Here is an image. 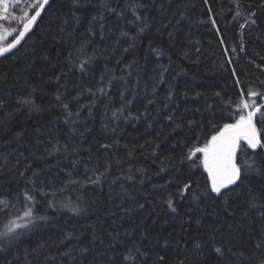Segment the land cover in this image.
<instances>
[{
  "label": "trees",
  "instance_id": "obj_1",
  "mask_svg": "<svg viewBox=\"0 0 264 264\" xmlns=\"http://www.w3.org/2000/svg\"><path fill=\"white\" fill-rule=\"evenodd\" d=\"M145 2L149 7L146 12L142 10V15L155 17L154 25L151 31L143 35L137 47L128 52L122 50L127 47L123 38L119 44L116 43L119 29L125 27L123 21L105 14L103 23L107 36L105 39L98 35L92 38L89 51L94 46L100 54L87 73L82 74L79 69L68 70V52L83 38L91 15L102 10V0H82L85 10L77 11L81 20L71 38L65 34L72 31L71 24L65 27V33L58 32V18H71V2L54 0L51 7H46V14H42V19L23 43L0 59V100L3 101V107H0V164L4 165L0 167V200H7L19 208L21 204L17 203V198L23 200L25 188L31 191L28 181L34 170H43L37 187L40 180L55 181L59 187L61 181L67 178L65 170H71L74 161L82 159L77 166L78 173L84 171L86 163L92 167L88 162L89 155L99 159L101 165L104 160L112 162V179L121 173L135 176L133 180L121 179L115 184L105 180L102 189L89 185L76 192H57V201L68 202L70 198L76 202L77 197L81 196L84 198L79 201L81 207L87 201L88 212L79 216L65 208H47L42 202L37 203L36 214L48 219L37 221L6 250L0 251V264H25L26 256L32 264H108L110 253L106 245L113 240L107 235L108 232L114 235L118 232L119 239L129 242L145 234L146 238L139 242L151 249L153 258L157 253L164 257L163 262L157 261L156 264H178L179 261L198 264L200 257L193 246L195 238L210 233L221 224L236 247L241 250L250 247L254 229L261 221L251 213V220L241 214L247 207L246 197L233 196L229 200L230 207L226 208L219 198L201 196L199 201H193L192 190L181 198L179 189L189 182L196 192L205 189L207 172L200 164V154L185 159L187 148L192 143L202 142L205 133L210 134L215 127L232 123L236 118L239 88L244 85L234 83L231 67L236 68V75L242 82L250 81L249 86L261 87L260 82L264 81V72L257 67L264 64L261 59L264 58V8L260 7L264 0H240L242 12H256V24L246 25L243 29V18L232 19L236 12L233 0H209L216 18L215 25L208 19L204 0ZM161 4L166 10L164 14L160 12ZM180 11L186 12V19L179 18ZM168 19H173L174 23L165 28L162 25ZM176 19H179L178 24L175 23ZM9 28H19V24H9ZM98 28L99 22L94 26L95 30ZM127 30L133 29L128 27ZM242 42L244 52L240 51ZM225 46L229 49L228 53L224 51ZM233 47L235 54L231 52ZM154 49H159L163 54L157 55ZM182 51L187 52V57L181 54ZM227 56L232 57L231 65L227 62ZM133 61L131 75L127 76L129 69L125 65ZM160 65L169 66L162 83L158 82ZM106 68L115 69L117 76H127L128 91L125 96L133 101L129 111H146L147 114L139 119L136 116L122 119L115 133L102 127L108 122L104 119L105 107L109 110L120 107L119 92L124 82L116 81L110 93L112 102L102 98L91 116L85 107L73 125L69 119H65L64 110L56 106L53 94L62 91L67 100L83 88L95 89ZM57 76L61 79L56 80ZM153 87L156 88L155 93ZM33 88L37 89L38 103L52 106L38 113H29L26 109L13 113L15 98L21 94L27 95ZM169 91L170 100L167 99ZM185 92L189 95L185 96ZM216 92L221 95H214ZM93 99V93H85L79 98V103L87 105ZM149 99L154 103L149 104ZM256 102L259 104L262 101L257 99ZM70 107L75 111L76 102L73 101ZM169 115H173L172 121L167 119ZM188 121L195 123L190 125ZM176 124L180 127L175 128ZM73 127L76 128L75 132L72 131ZM257 129L264 141V125L257 123ZM17 133L23 135L18 136ZM80 133H83V137ZM56 140L79 147V153L68 151L47 155L45 150L51 149ZM113 140L119 143L113 144L111 149L100 147ZM155 145H159V148L155 149L156 154L153 155ZM248 151L250 154L251 150ZM130 152L133 158H129ZM165 157L169 159L165 160ZM162 162L165 171H160ZM137 169H144L146 174H141ZM21 172L25 174L21 176ZM141 180L143 183H140ZM248 183L259 191L264 186V176L254 175ZM122 184L126 192L122 191ZM161 185L164 187L161 188ZM168 193L173 196L178 210L176 213L163 203ZM47 199L51 201L53 197L48 195ZM37 200H41L40 194H37ZM139 204L144 207H138ZM3 207L0 205V208ZM7 218L0 211V229ZM229 224L231 228H228ZM94 229L99 239L92 243ZM126 231H132V237H126ZM66 233H73L72 239L60 243ZM40 244L48 247L42 254L33 253L32 250ZM81 247L90 250L81 253ZM69 248H74V251L70 256H65ZM201 255L206 256V264H219L210 250L206 249ZM149 264H153V261L149 260Z\"/></svg>",
  "mask_w": 264,
  "mask_h": 264
},
{
  "label": "snow or ice",
  "instance_id": "obj_2",
  "mask_svg": "<svg viewBox=\"0 0 264 264\" xmlns=\"http://www.w3.org/2000/svg\"><path fill=\"white\" fill-rule=\"evenodd\" d=\"M52 2H54V0H0V21H3V23H0V56L9 53L21 44L26 34L36 25L38 18L42 19V13L46 14V6L51 7ZM70 2L72 5V11L70 12L71 18H58L60 19V27L58 28L59 33H65V27L69 24L73 26L72 31L65 33L69 38L72 37L81 20L77 11L85 10L82 0H70ZM168 3H171V0H168ZM204 4L207 6L209 21L212 25H215L216 18L212 14V6L209 4V0H204ZM233 6L236 12L232 19L234 21L239 18L244 19V25H241V29L246 25L251 26L256 24L255 11L242 12L240 10V0H233ZM148 7L149 5L145 0H102V10L97 11L95 15H91L88 21L89 26L82 34L83 38L80 39L78 45L74 46L68 52V70L79 69L80 73H87L90 66L97 59L100 54L99 50L93 46L91 51H89V45H92V38L97 35L101 39L106 38L107 33L104 30L103 23L106 19L105 14L115 16L123 21L125 25V27L119 29L118 38L116 40V43L119 44L120 39L123 38L124 42L127 43V47L122 49L123 52L135 49L143 35L152 30L155 22V17L150 18L147 15H142V10L146 12ZM260 7L264 8V2L261 3ZM231 10L232 9H229V11ZM165 11L164 5L161 4V14H164ZM179 18L186 19V12L180 11ZM9 22L18 23L19 28L10 29L5 27V24ZM97 22H99V28L95 30L94 26ZM173 23V19H168L167 23L162 26L166 28L169 25H173ZM175 23L178 24L179 19H176ZM202 23L204 22L202 21ZM128 27H131L133 30H127ZM157 31H159V29H157ZM216 31L218 32L219 29L217 28ZM13 33H15V35H13ZM168 35L171 36L172 33L169 32ZM9 36L13 37L10 42L8 41ZM221 43H224L223 37H221ZM113 51H115V48H113ZM154 51L157 55L163 54L159 49H154ZM197 51H199V49H197ZM224 51L228 53V47L225 46ZM240 51H245L243 42L241 43ZM231 52L235 54L236 49L233 47ZM181 54L187 57V52L182 51ZM261 59L264 60V58ZM227 62L229 65L232 64L231 56H227ZM251 62L255 63L254 61ZM117 63H119V61H117ZM134 63L135 61L125 65V68L129 69L127 76L131 75V69ZM159 67L158 82L162 83L164 81V74L168 72L169 66L160 65ZM257 67L261 72H264V64L257 65ZM230 71L234 78V83L237 86L241 84L244 85V87L239 88L240 95L236 102V118L232 123H224L222 126L215 127L210 134L205 133V138L202 142L192 143L191 146L187 148L185 159H191L196 157L197 154H200V164L207 172L206 187L200 192H196L192 189L191 182H189L179 189V195L183 198L184 194L192 190L193 194L191 199L193 201H199L201 196L211 199L219 198L226 208L230 207L229 200L233 196L246 197L245 203L247 207L241 214L244 217H249L251 220V213L261 221L254 229L250 247L244 250L236 247V245L230 241V238L225 234L226 230L223 224L215 226L210 233L195 238L193 246L200 257L198 264H206V256L201 255L206 249L214 254L219 264H264V186H261L260 190L257 191L248 183L254 175L264 176V141L261 140L257 129V123L264 125V81L260 82L261 87L249 86L250 81L242 82L239 76L236 75L235 67H231ZM127 76H117L115 75V69L106 68L105 73L101 74L95 89L83 88L78 91L75 96L67 100L62 91H56L53 94L57 102L56 106L62 108L66 113L65 119H69L70 122L75 125L76 121L80 118V113L85 107L88 108V115L91 116L92 110L102 98H107L108 102L111 103L113 97L110 93L114 83L116 81H123L124 85L119 92L120 107H114L110 110L105 107L104 119L108 122L102 125L108 132L115 133L122 119L126 120L131 116H136V118L139 119L141 115L147 114L146 111L145 113H132L129 111L133 101L125 96V93L128 91ZM55 79L60 80L61 77L57 76ZM155 92L156 88L153 87V93ZM245 92L248 97L247 99H245ZM85 93H93L94 99L87 105H80L79 98ZM184 95L187 96L189 93L185 92ZM196 95L199 96L200 93H196ZM214 95L220 96L221 93L216 92ZM167 99H171V91H169ZM257 99H260L262 102L258 104L256 102ZM73 101L76 102L75 111H72L70 107ZM15 103L16 108L13 109V113L24 111L25 109L29 113H38L52 106L37 102V89L35 88L27 93V95H18L15 98ZM148 103L152 104L154 101L149 99ZM0 107H3L2 100H0ZM165 107H167V105H165ZM72 117L76 119H70ZM167 119L172 121L173 115L167 116ZM194 123V121H188L190 125ZM179 127V124L175 125V128ZM175 128H173V131H175ZM72 131L75 132L76 128L73 127ZM17 135L22 136L23 133H17ZM80 136L83 137V133H80ZM116 143H119V141L113 140L112 143L101 144L100 147L107 150L111 149L113 144ZM157 148H159V145L154 146L153 155L156 154L155 149ZM248 150H251L250 154ZM68 151L78 154L80 148L56 140L51 149L45 150L47 155H55L58 152ZM128 155L129 158H133V153L130 152ZM43 158L44 157H41V159ZM167 159L169 158L165 157V160ZM88 162L92 164V167H88L86 163L84 171L78 173L77 166L82 163V159L74 161L72 169L65 170L67 172V178L61 181L59 187L56 186L55 181L44 180H40L39 186L37 187V180L43 170H34L32 172V178L28 181V184L31 186V191L25 188L22 193L23 200L21 201L20 198H17V203L21 204L19 208L14 204H10L7 200H0V205L4 206L0 208V211H3L5 216L8 217L3 222L2 229H0V251L6 250L7 246L14 243L24 230L34 227L37 221H45L48 219V217L36 214L35 206L37 203L42 202L47 208H65L76 216L88 212L87 201H84V207L80 206L79 201L83 200V197L78 196L76 202L71 201L70 198H68V202L63 200L57 201V192L61 194L68 191L76 192L78 189H86L89 185L102 189L105 180L109 181L111 184H115L121 179H135L134 175L125 176L123 173L116 176L115 179H112V162L108 160H104L101 165L99 159L89 155ZM16 163L18 164L19 160H17ZM3 166V164H0V167ZM13 167H15V165H13ZM25 171H27V169H25ZM137 171L141 174H146L144 169H137ZM160 171H165L163 162L161 163ZM129 172H131V168ZM24 174V172L20 173L21 176ZM140 183H143V180H141ZM160 187L163 188L164 185ZM197 187L199 186L197 185ZM121 189L122 191H127V189L123 187V184L121 185ZM37 194H40V201L37 200ZM212 194L215 195L213 196ZM48 195H51L53 200L49 201L47 199ZM163 203L167 205L171 212L176 213L178 211L171 193L167 194V198L163 199ZM138 207L143 208L144 205L139 204ZM109 214L114 215L113 213ZM231 227L232 225L229 224L228 228ZM132 231H126L124 235L126 237H132ZM107 235L113 237L112 242L106 245L110 253L108 264H149V260H152L153 264H156L157 261H164V257L160 256L159 253L153 258L151 249L139 242L146 238L143 233L138 238H132L131 242L125 239H119L120 233L118 232L115 233V235L113 232H108ZM72 237L73 233H66L60 243H64L65 240H70ZM97 239H99V237L96 236L94 229L92 243ZM164 246L167 248L168 245L166 242ZM47 247L48 245L40 244L36 249H33L32 252L35 254H42ZM89 250L88 247H81L79 249L81 253L88 252ZM73 251L74 248H69L64 255L70 256ZM25 264H32L27 256L25 258ZM178 264H184V261H179Z\"/></svg>",
  "mask_w": 264,
  "mask_h": 264
},
{
  "label": "water",
  "instance_id": "obj_3",
  "mask_svg": "<svg viewBox=\"0 0 264 264\" xmlns=\"http://www.w3.org/2000/svg\"><path fill=\"white\" fill-rule=\"evenodd\" d=\"M46 7H47V6H46ZM42 14H43V13H42ZM39 19H40V18H38L37 23H38ZM37 23H36V25H37ZM36 25L33 26L32 30L35 28ZM32 30H31V31H32ZM31 31H30L29 33L26 34L24 40H25L26 37L31 33ZM24 40L21 41V44L23 43ZM21 44H20V45H21ZM20 45H18L17 48H18ZM17 48L11 50L9 53H6V54L3 55V56H0V59H1L2 57L6 56V55H8V54H10V53H12V52H13L14 50H16Z\"/></svg>",
  "mask_w": 264,
  "mask_h": 264
},
{
  "label": "rangeland",
  "instance_id": "obj_4",
  "mask_svg": "<svg viewBox=\"0 0 264 264\" xmlns=\"http://www.w3.org/2000/svg\"><path fill=\"white\" fill-rule=\"evenodd\" d=\"M3 21H0V23H2ZM9 24H11V25H13V26H17L18 24L17 23H15V22H10ZM9 24H5V27H8L9 28ZM15 33H13V35H14ZM12 36H9L8 37V40L11 38Z\"/></svg>",
  "mask_w": 264,
  "mask_h": 264
}]
</instances>
